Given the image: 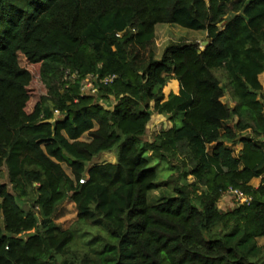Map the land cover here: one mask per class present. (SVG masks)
I'll return each instance as SVG.
<instances>
[{
    "label": "trees",
    "instance_id": "trees-1",
    "mask_svg": "<svg viewBox=\"0 0 264 264\" xmlns=\"http://www.w3.org/2000/svg\"><path fill=\"white\" fill-rule=\"evenodd\" d=\"M159 23L208 44L157 58ZM263 73L264 0H0V264H264ZM155 112L173 127L145 141Z\"/></svg>",
    "mask_w": 264,
    "mask_h": 264
},
{
    "label": "rangeland",
    "instance_id": "rangeland-1",
    "mask_svg": "<svg viewBox=\"0 0 264 264\" xmlns=\"http://www.w3.org/2000/svg\"><path fill=\"white\" fill-rule=\"evenodd\" d=\"M156 40H155V52L157 55V58H160L162 55L163 50L165 47L171 43V42H180V41H187L192 42L196 41L200 44L201 49H205V42L207 41V34L203 30H194L189 29L180 26L176 23H159L156 28ZM260 80L262 84L264 85V73L260 75ZM90 88L91 91H94L93 85L89 82L86 84L85 89ZM173 90H175L173 88ZM46 92L43 84L39 81H33L31 84V100L28 105V109L32 110L35 103L40 99L42 95H44ZM264 99V98H263ZM223 102L228 103L231 106L235 105V102L232 100L230 93L226 92L225 96L223 97ZM105 104V103H104ZM106 105V104H105ZM109 109H112L113 107H107ZM59 112H56V119H60L62 117L59 116ZM55 120H53L54 122ZM181 124V117L177 119V126ZM173 127V121L170 119V117L165 116L163 114L154 113L152 115V118L147 126V132L146 135L143 137V140L145 141H153L156 134L163 128H171ZM83 139H88V136L85 135ZM229 146L233 147L235 150V154L238 155L241 151L243 145L242 144H232L227 143ZM212 148L209 147V151H211ZM116 151V150H115ZM116 162L117 161V155L116 152L111 153H102L94 163H101V162ZM151 166L156 167V169L159 171V178L158 182L160 185L162 184V189H159L158 191H154L152 194L149 195V202L150 204L155 203L160 194H162V190H165L167 186V179L170 180L169 176L171 174L170 165L166 161H161L158 159H154L151 162ZM67 172L70 174V169L67 165H64ZM2 181L5 183H9V179L7 176V169L6 167L2 170ZM190 181H193V178L191 176L188 177ZM261 183V178H256L252 180L251 184L255 187L259 186ZM11 191L13 192L11 185H9ZM242 200L239 199L238 196L234 195L232 192H227L222 196V198L219 201V207L222 210H229L237 206L239 202ZM77 218V209L75 204L71 200H67L63 203V205L58 210L55 221L57 224L61 225L63 228L70 227L74 221ZM0 223L3 224L2 216H0ZM97 232V229L94 230ZM80 240V239H79ZM259 244L264 246V237L258 239Z\"/></svg>",
    "mask_w": 264,
    "mask_h": 264
},
{
    "label": "built area",
    "instance_id": "built-area-1",
    "mask_svg": "<svg viewBox=\"0 0 264 264\" xmlns=\"http://www.w3.org/2000/svg\"><path fill=\"white\" fill-rule=\"evenodd\" d=\"M113 78H114V76L111 77V78L106 79L105 81H112ZM81 181H83V180H81ZM228 192H232L234 195L238 196L239 199H241L243 202L248 200V197L245 196V195H244L241 191H239V190H233V189H231V190H229Z\"/></svg>",
    "mask_w": 264,
    "mask_h": 264
},
{
    "label": "water",
    "instance_id": "water-1",
    "mask_svg": "<svg viewBox=\"0 0 264 264\" xmlns=\"http://www.w3.org/2000/svg\"><path fill=\"white\" fill-rule=\"evenodd\" d=\"M208 44V41L205 42V46Z\"/></svg>",
    "mask_w": 264,
    "mask_h": 264
}]
</instances>
